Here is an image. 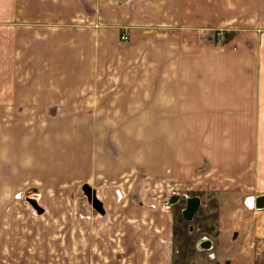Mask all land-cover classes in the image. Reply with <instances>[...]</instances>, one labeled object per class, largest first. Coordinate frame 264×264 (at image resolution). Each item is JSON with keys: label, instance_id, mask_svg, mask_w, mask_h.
Masks as SVG:
<instances>
[{"label": "rangeland", "instance_id": "rangeland-1", "mask_svg": "<svg viewBox=\"0 0 264 264\" xmlns=\"http://www.w3.org/2000/svg\"><path fill=\"white\" fill-rule=\"evenodd\" d=\"M91 21L78 23L79 28L91 27V35L72 37L73 45L89 46L83 50L87 53L74 55L89 61L82 72L90 84L72 85V100L62 92L67 80L63 50L71 42L57 22V51L49 54L56 110L30 116L33 110L16 109L17 102L10 98L0 116V258L20 259L0 264H132L138 253L137 264H147L149 258L153 264H264L262 213L246 206L238 190L212 188V176H225L207 157L212 160L216 150L212 132L200 141L203 148L199 147L198 165L192 171L181 164L185 157L178 149L180 133L148 131L145 116H118L114 108L121 93L114 95L112 85L101 86L96 79L110 82L106 79L122 75L114 73L112 55L127 60L133 53L127 34L105 43L96 35L98 22ZM2 24L10 47L6 62L3 54L0 64L8 66L9 88L15 95L18 77L20 82L32 77L40 81L44 78L39 71L45 69L34 72L22 58L18 72L19 54L11 43L17 22ZM217 31L223 33L220 42ZM216 32L204 39L224 44L227 31ZM187 41L200 43L195 38ZM98 45L109 47L99 52ZM140 73L149 75L145 70ZM86 188L102 203V214L92 208ZM190 197H198L200 205L186 221L181 213ZM33 203L42 209L40 214ZM133 209L137 221L131 219ZM17 226L20 237L32 242L30 256H18L16 236L10 240L7 236L17 232ZM39 236L43 241L35 245Z\"/></svg>", "mask_w": 264, "mask_h": 264}, {"label": "crops", "instance_id": "crops-1", "mask_svg": "<svg viewBox=\"0 0 264 264\" xmlns=\"http://www.w3.org/2000/svg\"><path fill=\"white\" fill-rule=\"evenodd\" d=\"M10 19L17 22L11 43L19 54L18 72L22 58L28 60V69L45 70L39 71L44 78L40 81L32 77L20 82L18 77L15 95L11 93L8 66L3 68L10 36L0 27V58L5 54L0 64V116L10 98L17 102L16 109L33 110L30 116L56 110L57 88L50 80L49 54L57 51V22L63 24L66 40L71 42L63 50L67 80L62 92L72 100V85L90 84L92 80H85L82 72L89 61L74 55L87 53L83 50L89 46L73 45L72 37L91 35V27L79 28L78 23L96 21L99 38L111 43L127 34L134 54L127 60L112 55L114 73L122 75L107 78L110 82L96 79L101 86L112 85L114 95L121 93L116 114L145 116L148 131L180 133L178 149L185 157L181 164L191 166L192 171L198 165L199 147L203 148L200 141L212 132L216 140L212 149L216 150L212 160L207 157L216 172L225 175L212 176V188L238 190L246 206L264 216V0H0V26ZM220 29L227 31L224 44L204 39ZM187 38L200 43H189ZM106 47L98 45L97 50L103 52ZM140 70L149 75L141 77ZM31 94L48 96L31 99ZM171 171L174 176L175 168ZM219 180L226 182L222 185ZM129 213L137 221L136 210ZM20 231L7 236L9 240L16 236L18 256H30L32 242L20 237ZM41 238L35 239V245ZM138 255L134 254L132 264H137ZM14 259L20 260L9 255L0 261ZM145 263L153 264L150 258Z\"/></svg>", "mask_w": 264, "mask_h": 264}, {"label": "water", "instance_id": "water-1", "mask_svg": "<svg viewBox=\"0 0 264 264\" xmlns=\"http://www.w3.org/2000/svg\"><path fill=\"white\" fill-rule=\"evenodd\" d=\"M86 193L89 195V198L91 200L92 208L96 212L102 214L104 212L102 203L95 197L94 193L91 192L89 188H86ZM199 205H200V199L198 197L187 198L186 199V205H185V207H184V209L182 210V213H181L182 217L186 221H190L193 218V216L196 213V211L198 210ZM33 207L35 208V210L37 211L38 214H40L42 212V209H40L34 203H33ZM261 207H262V205H261Z\"/></svg>", "mask_w": 264, "mask_h": 264}, {"label": "built area", "instance_id": "built-area-1", "mask_svg": "<svg viewBox=\"0 0 264 264\" xmlns=\"http://www.w3.org/2000/svg\"><path fill=\"white\" fill-rule=\"evenodd\" d=\"M216 37H217V41L218 42H220V41H222L223 40V33H222V31H217L216 33ZM125 36H121V38H124Z\"/></svg>", "mask_w": 264, "mask_h": 264}]
</instances>
